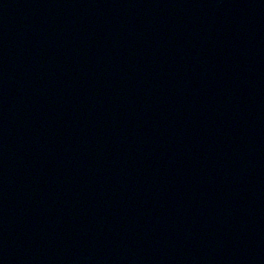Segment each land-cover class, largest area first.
Listing matches in <instances>:
<instances>
[{
  "label": "water",
  "instance_id": "obj_1",
  "mask_svg": "<svg viewBox=\"0 0 264 264\" xmlns=\"http://www.w3.org/2000/svg\"><path fill=\"white\" fill-rule=\"evenodd\" d=\"M0 264H264V0H0Z\"/></svg>",
  "mask_w": 264,
  "mask_h": 264
}]
</instances>
